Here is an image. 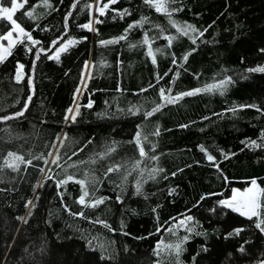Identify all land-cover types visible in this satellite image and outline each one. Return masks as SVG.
Wrapping results in <instances>:
<instances>
[{
    "label": "trees",
    "instance_id": "obj_1",
    "mask_svg": "<svg viewBox=\"0 0 264 264\" xmlns=\"http://www.w3.org/2000/svg\"><path fill=\"white\" fill-rule=\"evenodd\" d=\"M47 2L12 14L39 43L0 63V264H264L258 218L220 203L264 188V0H169L188 35L145 0ZM12 26L0 16V37Z\"/></svg>",
    "mask_w": 264,
    "mask_h": 264
},
{
    "label": "snow or ice",
    "instance_id": "obj_2",
    "mask_svg": "<svg viewBox=\"0 0 264 264\" xmlns=\"http://www.w3.org/2000/svg\"><path fill=\"white\" fill-rule=\"evenodd\" d=\"M25 2H27V0H25ZM112 3H115L116 0H111ZM146 3H148L150 6L154 7L155 10L157 12L166 14L169 17V21L170 23H172L173 27H176L178 32H181L183 35H188V29H191L192 31H196V29L191 26V25H187L186 27H180L179 25L176 24L175 21H173L171 19V15L172 13L169 11L168 9V3L169 0H145ZM44 4L47 7H51L50 4H48L47 0H44ZM24 5L22 3H17V0H12V7L11 8H7V7H0V16H6L8 20H10L13 24V29L11 31H9L6 35H4L3 37H0V39L6 40L8 41V45L7 47H5L3 44H0V63H2L7 56L12 54V49L15 46V44L17 43V41H19L20 43H23L22 39H19V37H17V40H13V32L14 31H18L20 36L26 37L29 41L32 42V44H37L39 43V41L33 40L32 36L30 33L25 32V30L13 19V13L18 9V8H23ZM108 7L107 4H105L102 8L99 9L100 14L103 15L105 9ZM126 13H121V15H124ZM26 15L31 16L32 13L28 12L26 13ZM96 23H100L99 20L96 21ZM142 25L143 20L138 22ZM136 25H129V29H131L132 27H135ZM84 28H87L89 30H94L92 28V23L90 22L89 24L83 25ZM127 31V30H126ZM203 33H201L202 35ZM118 39L123 40L126 39V36H121ZM169 39V44L171 43V39L172 38H168ZM118 41H102L101 43H115ZM56 43H58L57 41H53V45L55 46ZM76 43V41L73 40H69L67 41L66 44L61 45L60 48L57 49L56 54H55V58L57 60H59V55L61 52L66 51L67 47L71 44ZM145 44H149V41L147 39V37L144 40ZM193 43H195V39H193ZM31 49H29L30 51ZM148 55L152 57V62L156 63V59L155 56L152 52L151 46L149 44V50H148ZM39 58V56H37V59ZM184 59H187V56L184 57ZM23 65H19L17 68V73H16V77L15 79L17 80V82H20L23 79V73H22V69H23ZM250 71H256V72H264V67H259V68H255V69H250ZM231 82V78H229L226 81H221L219 84H212V85H207L205 86L204 89H196L194 91H190V92H186V93H182L180 94L179 97L176 98H170L165 96V90L161 89L160 90V95L162 97V99L166 100L167 103H173L175 99H179L182 96H191V95H195L201 91H212L214 89H223L226 87V85L228 83ZM29 83H31V81H29ZM78 92L80 91L79 89L77 90ZM221 94H223L221 92ZM29 101L31 100V96L28 97ZM92 106V102L89 101L87 107H91ZM25 108H27V105L25 106ZM160 106H157L156 108H154L151 112H147L145 113V116H151L153 115L156 111H159ZM69 112H72V109H69ZM23 111L18 112L16 114V116H23ZM79 114V106H77L76 109V113L75 115ZM75 115H73L71 117V119L74 121L75 120ZM13 117H5L4 119H11ZM69 117H66V119H68ZM156 135H159V131L157 130V132L155 133ZM136 144L139 147V152L140 155L143 157L146 155L143 146L141 145V141H140V133H137L136 136V140H135ZM203 150V149H202ZM9 157L13 158V162L9 163L7 160L5 161V165L9 168H13L16 169L18 168V164L15 163V161H23V157L21 156H17L15 153L9 152L8 153ZM59 157L57 156L56 159H54L52 161V163H57ZM153 159H155V157H153ZM208 159L211 161L214 158L212 156H208ZM30 163V161H29ZM43 171V170H42ZM109 172L114 171V169L109 168L108 169ZM74 180L73 176H68L67 180H63L60 181L59 183L61 184H66L68 181ZM75 183L81 184L82 186H84L85 181L83 180H75ZM252 186L245 189L244 191H239V190H234L233 191V195L231 197L230 200H223L220 203L225 206L230 208L232 211L234 212H238L241 216H246L248 219H252L253 217H257L258 218V222L256 223V227L258 229H260L262 232H264V227H262V225H264V218H260L261 217V208L264 207V204H262V200H264V188H260L257 184L256 181L253 180L251 182ZM140 188H139V182L137 183V192H139ZM88 195V192L85 190L84 194L80 197L79 199V203L81 204H85V197ZM104 201L103 199L97 200L95 201V203H93L91 206L92 207H96L99 204H102ZM79 215H83V213H80ZM188 219H191V217H189ZM184 222L181 221V224H183ZM105 227H108L107 224L104 225ZM242 231V229H236V233L239 234V232ZM176 251H177V255L179 254L180 251V245H176Z\"/></svg>",
    "mask_w": 264,
    "mask_h": 264
},
{
    "label": "rangeland",
    "instance_id": "obj_3",
    "mask_svg": "<svg viewBox=\"0 0 264 264\" xmlns=\"http://www.w3.org/2000/svg\"><path fill=\"white\" fill-rule=\"evenodd\" d=\"M24 2V0H17V3H23ZM12 7V3H11V6L9 7V8H11ZM4 17H6V16H4ZM7 18V17H6ZM13 29V26H12V28L9 30V31H11ZM9 31H7L5 34H3L1 37H3L4 35H6ZM17 37H19V39H22L23 38V36H20V34H19V32L18 31H14L13 32V40H17ZM0 44H3L5 47H7V45H8V41H6V40H3V39H0ZM64 44H66V43H63V44H61V45H64ZM61 45L58 47V48H60L61 47ZM57 48V49H58ZM57 49L52 53V55L53 56H55V54H56V51H57ZM253 180H251L250 182H249V184H247L245 187H243V188H239V187H234V188H232V191H231V195L229 196V197H227V198H224L223 200H230L231 199V197H232V195H233V191L234 190H239V191H244L245 189H247V188H249V187H251L252 186V184H251V182H252ZM256 181V180H255ZM256 184L260 187V185H259V183L256 181ZM261 188V187H260ZM222 200V201H223Z\"/></svg>",
    "mask_w": 264,
    "mask_h": 264
}]
</instances>
